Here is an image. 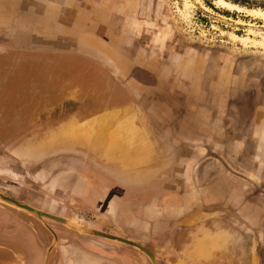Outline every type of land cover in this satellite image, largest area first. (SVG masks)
Here are the masks:
<instances>
[{
	"label": "crops",
	"instance_id": "obj_1",
	"mask_svg": "<svg viewBox=\"0 0 264 264\" xmlns=\"http://www.w3.org/2000/svg\"><path fill=\"white\" fill-rule=\"evenodd\" d=\"M40 1L45 7L35 15L49 19V31L70 33L84 24L86 31L92 32L90 25L100 22H92V17L106 13L97 9L96 3L108 0ZM62 23L66 25L59 28ZM127 81L141 84L135 78ZM144 89L138 88L139 101L147 98ZM192 110L150 104L112 110L99 122L91 144L88 142L92 152L75 145V149L53 157L50 174L35 178L33 204L56 215L87 220L100 231H111L150 248L158 246L160 240L165 242L167 236L170 239L175 228L198 213L218 209L236 212L242 207L237 211L242 217L245 205L238 202L251 191L234 183L229 162L251 160L253 171L249 175H258L257 171L264 174V126L246 129L224 122L222 116L208 110ZM143 120L146 128L153 126L156 131L144 129L139 124ZM156 136L162 146L173 148L174 164L163 161L157 170L139 178L140 172L151 168L148 160L158 152ZM244 216L250 222V215ZM68 222L76 225L75 221ZM32 235L22 221L0 220V242L8 243L0 252V264H43L46 248ZM83 253L85 262L67 259L65 264H137L123 254L118 259L95 247ZM175 253L162 249L161 255L171 258ZM142 264L147 262L142 260Z\"/></svg>",
	"mask_w": 264,
	"mask_h": 264
},
{
	"label": "rangeland",
	"instance_id": "obj_2",
	"mask_svg": "<svg viewBox=\"0 0 264 264\" xmlns=\"http://www.w3.org/2000/svg\"><path fill=\"white\" fill-rule=\"evenodd\" d=\"M223 1L233 9L221 5L220 0H108L99 5L95 1L96 8L106 13L92 17V22L100 19L90 25L92 32L86 33V24L72 33L43 31L42 44L33 42L35 34L26 29L24 18L9 20L0 11V106L10 104L8 111L0 107V120L3 115L8 118L12 137L17 134L15 128H29L37 119L39 100L51 103L44 101L56 94L54 102L61 103L72 89H81L83 101L90 105L115 103L111 94L116 88L124 98L126 95L133 103L140 102L137 92L138 88L144 89L141 84L131 81L123 84L115 79L124 76V81L135 67L157 77L151 85L158 87L162 94L177 92L179 105L198 109L197 105L205 99L202 91L209 96L207 104H227L230 100L227 91L233 89L238 103H242L244 96L249 97L251 105L261 108L264 117V19L254 15L257 11L264 12V0ZM24 6L30 7L5 1L0 9ZM64 36L75 43L61 42L62 47L54 44ZM67 54L85 56L112 78L102 82L91 74L82 76L65 64L63 59ZM79 77L83 80H73ZM232 79L234 84L227 85L225 81ZM248 81L250 87H247ZM0 171L14 180L22 172L5 164ZM251 207L254 227L264 215ZM261 241L264 257V239ZM159 247L156 245L154 249Z\"/></svg>",
	"mask_w": 264,
	"mask_h": 264
},
{
	"label": "flooded vegetation",
	"instance_id": "obj_3",
	"mask_svg": "<svg viewBox=\"0 0 264 264\" xmlns=\"http://www.w3.org/2000/svg\"><path fill=\"white\" fill-rule=\"evenodd\" d=\"M5 1L13 2L14 5L20 2L22 5L26 4L30 6L29 8H25V6L23 8H16L19 5L15 8L1 7L0 11H2V16L9 18V20L14 17L24 18L26 29H31L35 34L34 43L42 44V35L40 34L43 31L49 34L57 33L49 31L51 25L48 18L35 15V13L39 12V9L44 8L40 0H0V5L4 6ZM8 23H11V21H8ZM18 24L19 19L15 23L16 28L19 27ZM63 25L66 24H59V28ZM57 39L60 41H56L54 44L58 45V47H62L60 45L61 42L67 45L75 43V40H70L68 36ZM66 52L72 54L70 51ZM70 54H67L63 61L72 70L82 73V76L86 74L89 77L91 74L102 82L108 77L112 78V75L104 72L96 62L88 60L85 56ZM56 62L59 64L58 60ZM22 63L24 64V62ZM135 68L134 71L132 70L127 74V79H138L143 84L142 86L145 87V95L147 98L140 99V102L136 100L133 103L132 98L126 95L124 98L121 90L116 88L111 94L116 100L112 99L115 103L111 102L101 106L90 105L83 101V97L80 94L81 89H72L61 103L54 102L57 96L56 94H51V98L44 101H50L51 103L44 104L39 100L37 108L40 114L37 119L29 128L27 126L15 128L17 134L12 137H10L8 130V118L3 115V118L0 120V167L2 164H5L7 167L18 168L20 170L19 172L22 171L19 175L20 178L17 180L12 179V177L0 171V192L6 197L13 198L17 202L48 216L47 218H41L34 215H27L21 210L17 211L0 203V220H11L12 218L15 222L22 221L28 227L37 243L46 248L43 264H65L67 259L76 261L81 259V262H85L87 259L82 257V254H84L83 251L91 247L113 253L116 256L115 258L118 257V259L123 254L134 263L142 264V260H144L147 264H152L138 250L131 247H123L121 244L107 240L106 238L93 235H81L75 230L69 229L61 223L54 221L51 218L61 221H75L76 225L84 231L100 232L106 234V236L110 235L121 238L111 231H100L93 223L87 220L80 221L73 215L61 216L38 208L33 204L34 200L32 197L35 194L32 192L35 191V188L32 186L34 184L33 181L37 182L35 178L39 180V176L52 172L51 163L52 160H55L53 157L55 158L61 154H65L66 150L75 149L76 146L80 150L85 149L88 153H90L91 149L92 152L93 147L89 146L88 142L91 144V137L99 129V122L104 116L111 113L112 110L134 104H150L160 107L167 106L176 111L179 109L185 111L189 108L191 109V106L188 104H177V92L171 95H166L164 92L162 94V91L158 87L156 88L154 85H151L152 81L157 79V77L154 78L152 73L146 72V70H142L140 67ZM96 70H98V73L95 72ZM122 77L115 79L118 81L121 80L124 84L127 82V79L124 78L123 81ZM73 80L79 82L83 78H73ZM244 81L243 83H245ZM225 82L228 83L227 85L229 83L234 84L235 79H232V81L226 80ZM247 87H250L249 81ZM202 92L205 99L200 105H197L199 107L198 110H208L215 113L218 117L222 116L224 122L231 121L236 126H244L246 129L264 126V117L261 115L262 109H257L256 106H252L249 97L246 98L244 96L242 103H238L234 90L229 89L227 91L230 99L228 103L216 105L207 104L209 96L204 91ZM243 93L246 92L243 91ZM223 101L225 102L224 98ZM193 102H196V99ZM2 106L8 111L10 104L3 103L0 107ZM2 111L6 112L3 109ZM142 122L143 124H139L144 129H147L148 132L154 133L156 131L153 126H150L149 129L148 126L146 128L144 126L146 125L144 120ZM147 130L145 131L147 132ZM254 133L256 132L254 131L252 136L255 135ZM155 139L154 146L158 152L155 156H152L153 158L151 157L148 160V163H151V168L140 172L138 174L139 178L146 177L148 174L157 170L161 167L160 165L163 164V161L164 163L170 161L174 164L173 148L169 150L166 145L162 146L157 136ZM24 140H26L25 143H23ZM252 145L254 146L256 143L253 142ZM256 149L257 147H255V151ZM235 156L236 158L240 157L239 154H235ZM59 164L63 165L62 162ZM229 164V169H232V172L229 173L231 174V178L234 179V183L239 187L243 186L251 191L249 194H245L244 200L238 202L239 204L242 202L245 205L243 208V216L241 217V214L237 212L242 207H237L236 212L233 213L218 209L194 215V217L175 228L173 233H171V238L169 239V236H167L166 243L162 240L157 242L158 246L160 245L159 248L154 249L155 246L151 248L146 247L157 255L158 264H264V257L261 253L262 247L259 245L262 242L261 239H264V217L258 219L259 224L257 226L252 227L251 217L249 222L247 216H244L247 214L248 216L250 215L251 206V208H257L262 211L264 215V205L260 204V202L264 203V197L262 196L264 192V174H260V171H257L258 175L250 176L249 172L253 171L250 164H253V161L245 158L233 160ZM7 246L8 243L0 242V252L7 249ZM22 249H26L25 246ZM162 249L174 250L176 256L171 258L163 257L161 255Z\"/></svg>",
	"mask_w": 264,
	"mask_h": 264
},
{
	"label": "water",
	"instance_id": "obj_4",
	"mask_svg": "<svg viewBox=\"0 0 264 264\" xmlns=\"http://www.w3.org/2000/svg\"><path fill=\"white\" fill-rule=\"evenodd\" d=\"M0 203L4 204L6 206L12 207V208L21 210V211L26 212V213H28L30 215H34L36 217H41V218L42 217H46V218L48 217L46 214H43V213H41V212H39V211H37V210H35L33 208H30V207H28L26 205H23V204L17 202L16 200H14L13 198L6 197L1 192H0ZM51 219H53L56 222L61 223L62 225L66 226L69 229L75 230L78 233L85 234V235H93V236H97V237L106 238L107 240H110V241L119 243V244H121L123 246L131 247V248H133L135 250H138L142 254H144L152 262V264H158L157 263V260H158L157 259V256L154 255L149 249H147L142 244H139L137 242H133V241H130V240L116 238V237H113V236H110V235H107L106 236V234H103V233H100V232H88V231H84V230L81 229V227H78L77 225H74V224H72V223H70L68 221H65V220L64 221H61V220L55 219V218H51Z\"/></svg>",
	"mask_w": 264,
	"mask_h": 264
},
{
	"label": "bare ground",
	"instance_id": "obj_5",
	"mask_svg": "<svg viewBox=\"0 0 264 264\" xmlns=\"http://www.w3.org/2000/svg\"><path fill=\"white\" fill-rule=\"evenodd\" d=\"M221 2V5H223L224 7H227V8H230V9H233V6L228 4L227 2L223 1V0H220ZM253 15V14H252ZM254 15L258 18H261V19H264V12L262 11H257L254 13Z\"/></svg>",
	"mask_w": 264,
	"mask_h": 264
}]
</instances>
